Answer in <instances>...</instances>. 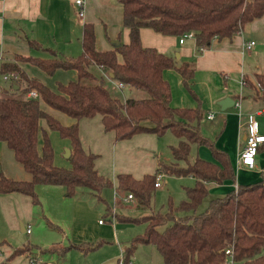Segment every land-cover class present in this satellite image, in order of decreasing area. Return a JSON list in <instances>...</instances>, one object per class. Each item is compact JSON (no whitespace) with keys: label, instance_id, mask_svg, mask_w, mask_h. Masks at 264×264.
Returning a JSON list of instances; mask_svg holds the SVG:
<instances>
[{"label":"trees","instance_id":"obj_1","mask_svg":"<svg viewBox=\"0 0 264 264\" xmlns=\"http://www.w3.org/2000/svg\"><path fill=\"white\" fill-rule=\"evenodd\" d=\"M122 7V22L129 28L127 42L105 49L95 45L93 23H83L81 51L73 56L55 54L39 57L14 53L0 63V74L17 73L8 85H1L12 93L14 83L24 80L23 91L36 89L39 96L17 97L0 95V140L13 150L15 158L30 177L14 178L0 172V192L19 191L38 203L35 186L38 183L62 184L66 195L76 193L79 186L99 190L111 182L94 164L96 153L86 150L78 135V123L62 124L39 105L41 97L50 106L80 118L100 114L105 130H113L114 138H127L148 131L161 134L171 130L177 141L171 144L173 160L159 159L153 173L134 177L130 172H118L117 186L130 191L142 206L150 204L157 172L191 175L194 182L186 185L187 198L167 208L150 211L127 220L145 222L142 233L134 235L124 249V259L138 243L153 244L165 264H224V248L233 250V264H264V166L254 181L237 183L224 194L211 197L197 210L208 193L207 181L222 182L234 179V171L227 152L200 131L203 116L199 98L188 79L194 73V62L184 59L179 63L167 53L140 41V26H150L161 33L177 36L192 30L195 50L200 52L210 45L214 36H231L243 24L264 13V0H118ZM31 45L39 46L33 39ZM53 52V49H51ZM23 59L36 63L48 73L56 67L75 68L77 79L58 83V91L51 90L40 79L29 76L17 63ZM174 68L184 86L198 100L195 106H173L171 91L162 70ZM124 85L141 90V95L125 98L114 94L106 86L105 75ZM258 85L254 97L264 99V71L255 73ZM6 79H3L5 81ZM264 112V109H263ZM44 117L50 128L70 139L69 165L53 162V148L43 131L41 151L37 150L38 119ZM207 146L212 159L195 154L190 158L191 145ZM264 148V140L258 149ZM184 161L181 164L179 161ZM178 211L180 213H178ZM115 218L125 220L121 215ZM3 242L0 239V244ZM82 250L96 243H75ZM15 246L9 256L24 251Z\"/></svg>","mask_w":264,"mask_h":264},{"label":"crops","instance_id":"obj_2","mask_svg":"<svg viewBox=\"0 0 264 264\" xmlns=\"http://www.w3.org/2000/svg\"><path fill=\"white\" fill-rule=\"evenodd\" d=\"M83 1V14L79 15L77 13V7L74 5V0H0V61L3 62L11 58L14 53L50 57L54 56L55 51L57 55L69 56L72 47L76 46L80 47V52L83 23L90 21L93 25H96L97 20L100 23L104 22L99 18H90L89 10L92 4H104L114 14L111 27L105 29L107 31V39L103 38L100 31L94 27L96 47L99 49L110 48L114 46L111 43L112 39H119L120 42L128 41L129 28L122 22V7L118 0ZM248 33H255L257 36L261 34V38L264 37V13L245 22L241 29L231 36H214L211 39L210 45L203 48L200 52H196L195 50L194 36H187L183 41L179 42L178 36L175 34L161 33L150 26H140L139 28L140 41L143 45L155 46L158 50L172 55L178 63L184 59L194 62V73L188 81L198 95L200 106L203 109V116L199 123L200 131L210 137L216 146L227 152L234 171V179L227 178L222 182L207 181L205 184L209 192L215 193V189H218L219 193L223 194V192L225 193L230 188L235 187V184L239 182L247 183L254 181L260 177V171L264 166V148L258 150L253 168L238 167L236 163L237 153L244 144L243 135L246 130V114L248 112H256V116H258L264 113V99L254 97L249 87L250 85L247 84L248 78L254 76L256 72L261 71L257 69V63H252L249 59L245 58L246 55L250 56L253 46L247 49L243 48L244 40L253 39L252 37H247ZM28 39L35 40L39 43V46L31 45ZM51 49H53V52ZM16 61L29 76L40 79L54 91H58V83H66L69 80L77 79V71L75 68L56 67L52 73H48L39 65L29 60L18 59ZM162 74L170 84V103L173 106L197 105L198 100L184 86L181 75L174 68L166 67L162 70ZM178 80L180 81L181 88H186L189 93L184 89L179 92L177 91L174 85H177ZM9 81L11 80L6 79L3 81L0 74V95L12 94L17 97L28 96L27 91H23L21 88L24 85L23 79H19L18 83H14L17 86L12 87L15 89L12 93L2 89L1 85L7 86V82ZM104 83L110 91H112V87L117 88L118 94L122 98L129 95L139 96L142 93L141 90L128 85L119 86L117 80L112 78L110 74L105 75ZM232 85H236L239 89H230ZM173 86L174 93L172 90ZM226 95H230L233 99L239 100V107L234 104L221 107L218 100ZM241 104L243 105L242 109ZM39 105L44 111L52 115L62 124L68 125L77 122L79 123L80 130H82V122L85 124L89 120H94L98 135L105 136L114 142L124 139H115L113 130H105L103 128L99 113L93 116L75 118L64 111L50 106L41 97H39ZM207 111H212L211 117L205 116ZM88 118L92 119L88 120ZM257 122L259 129L264 132L263 120ZM42 125L50 128L44 117L38 119L39 128L36 146L39 152L41 151L43 142L42 134L44 130ZM40 134L42 138L38 141V135L40 136ZM62 137L65 140L64 144L62 143V149H70V139L65 136ZM200 146L205 145H198V147ZM59 153H61L60 149L55 148L53 162L57 163ZM212 158V155H210L208 159ZM64 164L65 162L62 165L68 166L69 161H67L66 165ZM13 165L21 168L20 173L17 175L19 176L18 178L30 177L22 164L15 158L12 148L5 141L0 140V172L5 174V167H12ZM0 194H15L12 196L20 198L25 193L9 191L0 192ZM222 194H215V196ZM75 195L73 196L77 199V202L74 206H71V219L69 220V224L66 225L64 218L54 216V208H52L53 213L49 214L50 217L46 214L44 216V213L42 214L43 216L39 215L41 216L39 219L43 226L48 228L45 231L44 238L36 239L33 237L32 240L27 235V242L22 240L21 244H15L8 249H2L3 256L8 260L6 262L11 263L12 257L22 255L25 259L23 264H114L117 256L112 254L110 250H107L105 246H112L113 243L117 242V240H111L109 237L112 229L115 236V223L110 222L112 224L110 226L104 219L99 221L98 218L96 227L93 229L88 219L90 199ZM44 217L45 219H43ZM27 226L30 228L29 223L24 225L20 221L22 231L27 232L25 230ZM68 227L72 231V241L66 243L65 239L68 237ZM54 228L60 231L62 234L61 238H54ZM31 231L32 229L30 228L28 232ZM79 235L83 237H78ZM2 240L3 242L5 241L3 238ZM82 242L96 243V246L82 250L74 245L75 243ZM24 244L28 246L24 251L9 256L15 246H23ZM57 246L61 247L59 254L55 252ZM145 246H148L149 251L153 253V244L148 243ZM120 247L124 251L121 245ZM113 253H115V250ZM71 255L73 256L69 257ZM31 256H36L40 260L30 262L29 258ZM73 257H77L78 260L72 261Z\"/></svg>","mask_w":264,"mask_h":264},{"label":"rangeland","instance_id":"obj_3","mask_svg":"<svg viewBox=\"0 0 264 264\" xmlns=\"http://www.w3.org/2000/svg\"><path fill=\"white\" fill-rule=\"evenodd\" d=\"M89 14L90 18H99L104 21L100 23L99 20H97L96 25L94 24L93 27L97 28V30L100 31L101 36L107 39V31H105V29L111 27L114 19V14L111 9L106 8L104 4H92ZM247 37H252L256 42L252 46L250 56L246 55L245 58L249 59L252 63H257V69L264 71V37L261 38V34H258L257 36L255 33H248ZM79 48L80 47L77 46L72 47L70 51L71 54L69 55H77L80 50ZM247 84L250 85L251 92L255 94L258 85L255 75L247 79ZM174 86L177 88L178 92L180 90L182 91V89L188 92L186 88H181L179 80L177 85ZM174 86L172 88L173 93ZM230 89L238 90L239 87L232 85ZM111 90L114 94L119 93L118 89L115 87H112ZM242 107L243 105L241 104V109ZM256 117L257 121L263 120L264 122V113H261ZM89 119L92 118H88V120ZM91 121L92 120H89V122H86L85 124L82 122V130H80V127L78 126V135L83 148L96 153V158L94 160L95 167L100 173L107 177L111 183L102 186L99 190H92L86 186H79L75 196L90 199L88 205V208L90 209L88 219L93 229L96 227L98 218L104 219V221L106 223L108 222L110 226L112 225L110 222L115 223V236L112 229L109 233V237L111 240H117V242L113 243L112 246H105V248L110 250L115 256H119L120 251H122L120 245L125 249L130 243L131 238L138 233H142L145 226L142 220H127V217H140L145 213L158 209L164 211L167 208L169 198L171 199L172 204H177L180 200L187 198L185 186L193 184L194 178L188 174L176 175L159 170L161 172L160 176L162 180L158 186L156 185L154 187L150 204L148 206H142L139 204L133 195L131 198L124 199L123 195L128 191L117 186V173L122 171L130 172L134 177H141L146 172H155L159 159L165 162L173 160L171 144L176 143L177 136L168 129L161 134L141 131L132 134L130 137L114 142L105 136L98 135L95 122L94 120ZM42 126L51 142L53 155L55 148H58L61 151L56 162H60L58 165H62L63 162H65L64 165H66L69 160L68 156L64 155L65 150L62 149V145L65 142L64 137H62L56 129L47 128L45 125ZM41 134L40 136L38 135V141L43 137V134L42 137ZM195 154L205 158H209L211 155L206 146L198 147L192 144L190 148V158H193ZM179 162L184 164V161ZM20 169L19 166H7L5 167L4 172L11 177L18 178L19 176L17 175L20 173ZM35 191L39 200L38 203L32 202L30 196L26 194L21 195L20 198L12 196L15 194H0V239H5L0 245V260H3L5 263L8 262H6V257L3 256L4 249H8L15 244H21L22 240L27 242V235L30 236L32 240L33 237L36 239L44 238L45 231H47L48 228L43 226L39 219L41 216L39 215L44 213V216L46 214L50 217L49 214L53 213L52 208H54V216L64 218L66 225L69 224V220L71 219V206H74L77 202V199L73 196L74 194L66 195L65 187L62 184L38 183L35 186ZM215 194L222 193H219L218 189H215V193L208 191L198 205L197 210L202 209L207 201L211 197H214ZM115 213L121 215L125 220L115 218ZM178 213L180 212L178 211ZM43 219H45V217ZM20 221L24 225L29 223L32 231L28 233L24 230L22 231L20 228ZM71 232L72 231L68 227V237L65 239L66 243L72 241ZM61 236L62 234L60 231L54 228V238H61ZM78 237L83 236L79 235ZM145 244L148 243H138L130 252L127 259L136 264H165L161 253L157 248L152 246L153 253H151L148 246H145ZM23 247L26 249L28 246L24 244ZM59 250H61V247L57 246L55 252L59 254ZM114 250L115 253H113ZM72 256L73 255L69 257ZM12 258L11 263L8 264H23L25 260L22 255H16ZM77 260V257H73L72 261Z\"/></svg>","mask_w":264,"mask_h":264},{"label":"built area","instance_id":"obj_4","mask_svg":"<svg viewBox=\"0 0 264 264\" xmlns=\"http://www.w3.org/2000/svg\"><path fill=\"white\" fill-rule=\"evenodd\" d=\"M83 0H74V5L77 7V13L79 15L83 14ZM187 36H194L192 30H186L178 36V41L181 42L183 39ZM254 39H246L243 42V48H250L254 44ZM1 63V61H0ZM1 77L3 79H13L17 78V73L13 71H6L1 74ZM119 86H123L124 84L121 81H117ZM27 94L30 96H39L36 89L32 88L27 91ZM234 105L238 106L240 105L239 100H235L233 102ZM205 116L211 117L212 111H207L205 113ZM246 130H245V137H244V144L240 148V150L237 153L236 156V163L238 164V167H245V168H253L256 162V154L258 145L264 140V132L259 129L256 112H248L246 114ZM161 172H157L155 176L154 185H159L161 183ZM237 184H235L236 187ZM132 197V193L128 191L123 195L124 199H128ZM102 218H99V221H102ZM25 230L28 232L30 228L27 226L25 227ZM224 264H233V250L231 247H225L224 248ZM40 259L36 256H31L29 258L30 262L39 261ZM0 264H6L3 262V260H0ZM114 264H135V262L131 260L125 261L124 259V251H121L119 256H117Z\"/></svg>","mask_w":264,"mask_h":264},{"label":"water","instance_id":"obj_5","mask_svg":"<svg viewBox=\"0 0 264 264\" xmlns=\"http://www.w3.org/2000/svg\"><path fill=\"white\" fill-rule=\"evenodd\" d=\"M119 42H120L119 39H112V40H111V43H112L113 45H116V44H118ZM176 55H178V54L176 53ZM13 86L16 87L17 85L14 84ZM218 102L220 103L221 107H226V106L232 105L233 102H234V99H233L232 96H230V95H226V96L220 98V99L218 100ZM243 136L245 137V132H244V135H243ZM68 155H69V149H66V150H65V156H68Z\"/></svg>","mask_w":264,"mask_h":264}]
</instances>
